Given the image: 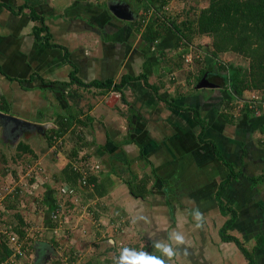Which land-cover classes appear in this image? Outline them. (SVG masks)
I'll return each mask as SVG.
<instances>
[{"label": "crops", "instance_id": "0c3cea01", "mask_svg": "<svg viewBox=\"0 0 264 264\" xmlns=\"http://www.w3.org/2000/svg\"><path fill=\"white\" fill-rule=\"evenodd\" d=\"M139 2L144 6L142 0H0V111L25 120L32 126L48 125L44 127L45 129L54 126L56 114L74 115V126L78 128V132H81L80 128L86 130L84 137L87 144L83 143L84 141L81 142L82 140L75 141L76 138H67L70 135L69 132L58 137L51 146L63 147L66 143H71L77 154L74 158L70 160L64 158L63 161V155L57 156L58 153L61 155V148L56 149L55 147L52 151L49 146L52 151L50 157L58 165L57 171L51 176L59 175L61 168L67 162L72 163L81 171V178L86 177L85 183L80 180L82 186L87 184L89 174H97L99 180L103 182L108 179L105 173H110L109 177L113 182L107 187L106 192L101 197L94 195L87 199L93 200L97 208L110 210L109 212L115 209L120 211V214L116 212L120 216L128 214L131 217V212L139 215L138 218L144 220L143 229L147 234L154 232L151 226H156L155 230L162 236L160 243L170 244L177 250V254L170 260L163 257L158 250L153 252L156 256L163 257L165 264H245L246 260L236 246L233 243L222 241L219 233L228 215L220 211L216 193L220 182L230 173L226 163L227 159L221 156L220 151L224 147V142L233 146L241 140L238 146L240 158L236 156L232 159L228 158L233 162L235 168L233 172L236 173L238 169L242 172L238 167L239 163L257 162L252 154L254 151L257 153L261 148L254 149L251 145V138L245 139V144H243V139L237 140L238 136L242 138V133L238 129L236 131L233 129L230 136H224V128L228 126L235 124V127L243 128V120L240 125L239 122L237 124L232 122L231 118L236 117V113L234 109L227 110L226 100H223L220 108L212 106L208 95L215 90L214 88H217L215 94H218L220 87L225 85L222 75L216 74V70L211 73L209 68L204 72L202 86L196 84L197 89L202 88V90L192 89L191 94L183 95L184 98L182 95L171 94L173 71L170 72L169 68L172 65L166 57L169 56L172 61H175L176 56L172 57L174 52H170L172 50L169 48H160L153 62L148 59V54H143L146 50H141L139 43L144 41V28L155 26L156 29L157 21L150 18L152 15L149 17L150 13H154L153 9L148 11L149 15L146 19L142 18V7ZM24 4L32 7L38 15L44 18L46 29L39 33V37L34 31V26L39 22L32 20L29 8L20 9ZM112 5L126 6L131 18L122 19L115 16L110 10ZM47 33L49 42L54 43L55 46L45 44L43 37ZM165 36L164 34L158 39H163ZM168 37L169 34L163 41ZM202 37L204 38L202 45L205 46L209 42L206 40L208 37ZM205 55L210 56L206 51ZM186 61L184 57L179 71H183L182 66L186 65ZM146 71L153 72L149 75ZM200 71L194 75L197 77ZM139 74H144L150 84L158 86V92L154 93L151 88L144 85L143 80L128 81L121 91L124 96L121 105L127 107V112L124 113L121 112L118 103H115L117 108L112 107L113 101L111 100L105 104L104 100L107 98L108 91L96 87L93 83L107 79H112L117 83L122 76L136 77ZM191 77L192 81L189 80ZM189 78L186 79V84L191 88L194 77L191 75ZM204 80L208 83L205 84ZM210 84L213 85L210 86ZM90 85L91 87H88ZM82 90H87L89 93L97 90L102 97L87 111L81 107ZM110 91L112 92L110 99H115L114 94L118 95L117 91L113 89ZM167 93H170L171 100L165 98L164 95ZM169 102L190 107L198 112V117L204 119L203 143L197 139L200 125L194 119V112L191 109L186 111L174 107ZM43 106L46 108L58 106L60 112L51 111V107L44 115L39 114L38 108ZM24 114H29V116ZM225 114L229 117L226 118ZM86 121L90 122L89 130L85 126L88 124ZM83 122L86 124L80 126ZM110 133L111 135H108ZM132 139H136L142 145L141 148L149 162L143 160L137 164L132 163L131 168L136 167L142 169L143 172L157 176L154 182L155 188L152 187L150 193L154 199L164 200L161 209L156 205L147 212L146 206L144 208L140 203L134 204L133 210L130 209L131 202L141 201L140 198L130 195L123 181L128 168L125 162L136 158L139 153L137 144L130 142ZM246 144L248 149L243 150L242 146ZM230 148L225 147V150ZM101 161L106 164H102ZM152 169L155 170V174L152 173ZM113 171L119 173L121 179ZM31 173L30 180L35 175L33 183L39 182L38 171L34 170ZM251 176L257 177L253 174ZM153 180L155 179L152 178V182ZM239 182L241 180L237 182L236 178L233 179L225 186L221 195L224 202L229 200L228 205L238 212L236 221L228 232L243 240L246 247L247 242L254 244L251 251L256 261L255 264H264V181L260 182L262 187L255 185L254 188L251 180L245 186ZM60 184L62 187L58 198L54 191L56 188L43 194L45 204L47 201L50 203V214L44 221L47 225L45 230L48 232L43 233L50 232L52 236L51 238L41 237L34 243L32 264H50L54 260H47L48 251L51 253L56 250L54 245L57 244L58 237H61L63 225L71 221L63 215L66 208L65 203H67L65 201L67 198L75 200L76 195L82 198L86 196V192L83 191L82 194L78 192L70 194L69 186ZM179 184L182 185L183 191L177 190L176 186ZM17 186L13 190H16ZM168 186L171 194L168 193ZM204 192L206 194L202 195L201 193ZM195 193H198L197 198ZM112 197L114 200L116 198L118 203L128 204L130 210L122 211V204L106 205L108 199L110 203H115L111 200ZM61 199H65L64 202ZM194 200L195 206L192 203ZM69 205L75 207L73 203ZM243 208H246L244 213ZM197 210L203 216L201 227L196 226L198 223L195 219ZM4 212L6 210L0 203V213L4 214ZM54 213L58 214L59 222L55 221ZM175 232L183 235V244L176 245L172 239ZM111 239L114 241V238L110 236L109 243ZM151 243L154 247L155 242L151 241ZM35 249L40 255L36 262L33 258ZM46 254L48 257H44ZM79 254L80 252H77V256ZM41 257L44 259L42 262ZM63 258L66 259L67 256ZM21 263L20 260L19 264Z\"/></svg>", "mask_w": 264, "mask_h": 264}, {"label": "rangeland", "instance_id": "374dc122", "mask_svg": "<svg viewBox=\"0 0 264 264\" xmlns=\"http://www.w3.org/2000/svg\"><path fill=\"white\" fill-rule=\"evenodd\" d=\"M207 3H208V0H170L164 6L165 7L164 9L163 8L160 9V12H162V14L167 16L169 20H173L175 21L176 24H178L180 23V21L184 19H188V20L195 19L196 14L198 13L199 9L206 6ZM151 15L152 13H150L149 17ZM153 17L154 16L152 15L150 18H153ZM154 29H155V26L154 27L149 26V27L144 28V35H143L144 41H141L139 43L141 45L140 46L141 50L142 49L146 50V53H143V54H148L149 56L148 59L151 62L154 61L155 56L159 52L160 48L161 49L169 48V50H172L170 51L172 53L173 52L176 53L180 50H183L182 48L183 44L182 45L178 44V41H177L178 37L172 32H170V30H167L168 32L166 31L165 33L166 36L167 34H169V37H168L169 41L168 39L163 41V39L166 36L163 39H158L156 37V32ZM206 40L209 41V39H206ZM203 42H204V38L202 36L195 37L193 42H191L192 46L189 49L187 48V51H185L184 57H186V59L188 58V60L186 61L187 66L183 64L184 65L182 66L183 71L182 70L173 71V74L171 75L172 84L170 85V87H172L173 89L171 94L175 93L178 96L182 95V98H184L183 95H186L187 93L191 94L192 89L194 90L197 89L196 87L197 81L195 80L196 75H194V73L195 74L199 73V71L202 68H205L206 70H209L210 68V70L213 71L212 73H214L215 70L210 66L212 59H210L209 56L205 55V51H203V49L200 50L199 47H197V44H202ZM218 58L219 59L216 61V64L213 65L215 69H217L219 65H226V67L227 66L239 67L241 71L245 67H247V60L245 58H242L231 52L222 53L220 54ZM146 72L149 75H151L152 73L150 74V72H153V71H146ZM220 73L224 74L225 72L221 70ZM220 73L217 72L216 74H220ZM191 75H193L194 81L192 83L193 87L189 88L190 86L189 87L187 86L186 79L189 78ZM221 77L223 79V76ZM190 79L192 81V77L189 78V80ZM88 87H91V85ZM222 87H220V89L218 88L220 90L218 94H215V92L217 91V88H214L215 90L211 91L210 94L208 95V97L211 99V102L213 104L212 106L214 108H220V105L221 104L223 105V100H227L229 98V92H228L227 85H222ZM200 89L202 90V88H198L197 90L199 91ZM81 94L83 98L81 101V104H82L81 107L82 109H84V111H87L90 108H92V106H94L95 103L98 102L100 98H102L97 90H94L92 93L87 92V90L85 91L82 90ZM117 94L118 95L114 94L116 96L115 99H110L111 97L109 96H112V92L108 91L107 98L104 100L105 104L106 102H109V100H111V102L113 101L112 107L117 108V104L115 103H118V106H120L121 112L123 113L127 112L126 105H121L123 101L121 99L120 92L117 91ZM169 94L170 93H167L164 95L165 98L167 97V100H171L170 99L171 97L169 96ZM253 97H256L254 103L263 104L262 108L260 107L261 110H258L260 108L259 107L257 108V105L256 107H253L252 106L253 104L251 105L249 104V106L247 107L248 109L251 108L253 111H257V113H255V115L253 116L247 115V110L245 109V107H242L243 105L242 103L232 102V104L227 105L228 111L231 109H234V112L236 113V117L234 116V118H231L232 122L233 123L236 122V124L237 122H239V125H240L241 121L243 120L242 122L243 128H240L239 126L235 127L236 126L235 124L231 125L233 128H231V126H228V128H224L225 130L224 136H230V134L233 133V129H235V131L238 129L242 133V138L238 136L237 140L243 139V144H245L246 143L245 139L251 138L252 140L251 145H253V148L256 149L259 147V142L256 140L259 139L260 136H262L258 132L257 128L260 124L264 123V92L257 91L256 93H253ZM250 99L251 98L249 97L248 100ZM215 100H218V101H215ZM199 101H200V98H199ZM251 103H252V100H251ZM225 104H227L226 101H225ZM51 107H52L51 111L60 112L58 106L56 107L51 106ZM51 107L48 106L46 108L43 106V107L38 108L39 114L43 113L44 115V113H46V111L51 109ZM24 115L27 117L29 116V114H24ZM86 122L88 124H86L85 126L87 127V130H89L90 122L89 121H86ZM80 129L82 133H86V130L84 128H80ZM25 132H31V131H24L23 133ZM94 135L96 136V132L94 133ZM101 135L103 136L102 131H101ZM108 135H111V133ZM87 136L89 135L87 134ZM12 137H14V135ZM67 138H71V136L69 135L67 136ZM254 138L255 139L257 138V139L255 140ZM16 140L17 138H13L10 143L8 142L4 144L5 146L0 145V197L3 198L1 200V203L6 198V196H9L8 194L10 193L11 189H13L17 185H20L21 182L25 184L24 185L25 188H22V191H20V195L18 197L19 210H21V212L23 213V216H25V221L27 223V225L25 226L26 233H27L26 237L30 238V240L34 239L36 243L37 239H40L41 237L47 236L46 238H51L50 236H52V233L50 232L48 234L43 233L44 231L48 232V230H45V227H47V225L44 224V221L48 219L49 214H50V211H49L50 203H48L47 201V203L45 204V202L43 201L44 192L47 191L48 193L52 189L56 188V190L54 191L56 192L57 198L61 194V187H62L61 184L53 182L54 179L51 176V174L57 171V168H58V165L56 164V162H54L55 160H52L50 157L52 154V151L54 150L55 147L56 149L61 148L62 153L61 155L60 153H58L57 156L63 155L62 158L64 161L65 159H68V160L72 159L71 152L74 151V149L71 143H66L65 145H63V147L58 146V145L50 146L52 149V151H50L51 149H49V146H46L47 145L46 140H41L39 136H33L32 139L28 140V144L29 145L31 144V146L35 148V151L39 154V157L35 159L31 157L30 155L24 153V154H21L20 157H17L16 160H13L12 158L16 157L17 155V152H16L17 142L13 143ZM100 140H103V139H100ZM240 141L241 140L237 141V144H234L233 146L232 144H230L229 146V144L224 142L223 144L224 147L222 151H220L221 152L220 154L221 156H223L224 159H227L226 161L227 164L233 165V162L229 160L228 158L232 159L233 156L234 157L236 156V158L238 157L240 158L239 150H238L239 148L238 146L241 143ZM0 142H1V139H0ZM220 146H222L221 143H220ZM225 147L226 148L231 147L230 148L231 151L230 149L225 150ZM242 147H243V150L248 149L247 144L243 145ZM259 148H262L260 149L262 151L258 150L257 153H255L254 151L252 154L253 158L257 162H254V163L244 162L243 164H240L238 162L239 163L238 167L242 170V172H240L239 169L237 170L236 181L238 182L241 180V182L239 183H241L244 186L250 182L249 177L251 176V174L257 175V178L259 177L260 180H263L264 155L262 153H264V147H259ZM233 150H238V151L235 152ZM2 155L7 158V161L3 160ZM101 163L104 164L105 162L101 161ZM5 168H10V169L6 171ZM230 168L231 166L228 167V171L230 170ZM3 170H5L6 173L3 172ZM34 170L38 171L37 178H39V182L30 183V173L31 172L33 173ZM40 170L41 172H43L42 175H40L41 173ZM109 175L110 173L108 172L105 173V176H109ZM257 180L254 183L253 188L255 187V185H259L262 187V184H261L262 181L260 183L259 182L260 180L258 181ZM168 181L170 180L168 179ZM28 182L30 184H28ZM154 186L155 184L152 187ZM176 187L178 191L179 190L183 191L181 184H179ZM167 190H168V193L171 194V190L169 186L167 187ZM208 192H209V189H208ZM201 194L204 195L206 194V192L201 193ZM194 195L197 198L198 193L197 194L195 193ZM263 195H264V192H263ZM76 197L77 198L75 200L74 198H71V199L67 198L65 201L67 203H65L66 208H65V212L63 215L71 221H69V223H65V224L63 223L64 225L62 227L61 237L57 236L59 239L56 241L57 243L55 245L56 250H54L53 252L51 251V253L48 254L50 256L47 260L50 261L51 259L60 258L61 257L60 255L68 257V252L72 250L71 247H73L75 252L76 251L80 252V254L77 256L78 259L75 261L74 264H79L81 262L85 263L88 257L90 256L92 257L98 256L100 260H103V262H105V264H106L105 260H108V258H111L113 262L111 261L110 264H116V261L118 260L121 250L125 247L135 250L136 246L141 248L145 245L150 244L151 241L155 243L157 242L160 243V237L162 236L160 235V232H157L155 230L156 226H151L152 229H154L153 233L151 234L145 233L143 229L144 220L143 221L142 219L140 220L138 218L139 215L133 214V212H131L132 213L131 217H129L128 214H125V215L121 214L120 216L118 215L120 214V211H116V209L115 211H113L114 210L113 209L112 210L113 212H109L110 210H105V209L95 207V202L93 200L82 198L81 196H78V195H76ZM183 198H185V196H183ZM178 199L179 201H181L180 197H178ZM61 200L62 202H64L63 200L65 199H61ZM111 200H114V197H112ZM225 201L227 204H229V200H225ZM114 202L115 203H110L108 199V201H106V205L114 206L115 204H120V205L122 204L123 209L122 207L121 209L122 211L126 212V210H130V209L133 210L132 207H134V204L140 203L141 205H143L144 208L146 206L147 212H148L151 209V207L153 206L155 207L156 205H158L160 209L161 207L163 208L164 200L162 198L154 199V196H152V194L150 193L146 196L145 199H141V201H135V203L131 202V204L133 205L131 206L130 204V209L128 207V204H126L125 202L118 203L116 201V198ZM72 203L75 205V207L69 205ZM189 203L191 204V202ZM192 203L195 206V200ZM179 206H182V205L179 204ZM245 211H246V208H243V213ZM116 212H119V213L117 214ZM95 214H98V215L95 216ZM1 218L2 219L5 218L7 219V221L9 220L14 221L15 219L13 217L12 211H9V210L4 212V214L2 213ZM110 236L111 238L113 237L115 241V243L113 242L114 250L110 249V247H112L113 245L109 246L112 243V242L109 243V240H108ZM164 243L165 242H162V244ZM246 245L250 251L254 247V244H252L251 242H247ZM57 251L60 255L57 253ZM154 251L155 252L157 251L155 247L151 249V252H154ZM31 257L32 255L29 257H26L25 255H23L21 257V261H24L25 259L31 260ZM46 257L48 256L46 255ZM42 261H44L43 258L41 259V262Z\"/></svg>", "mask_w": 264, "mask_h": 264}, {"label": "trees", "instance_id": "16d2710c", "mask_svg": "<svg viewBox=\"0 0 264 264\" xmlns=\"http://www.w3.org/2000/svg\"><path fill=\"white\" fill-rule=\"evenodd\" d=\"M169 0H142L144 6L140 3L142 7V18L147 17L148 11L153 9L152 15L154 16L152 19L157 21L156 26V37H163L167 30H171L173 34L178 37V44H183V50H180L176 53L172 54L176 56L175 61H172V58L169 56L166 57L168 62L171 63L169 70L170 72L181 69L182 61L184 59V53L192 46V43L195 37L199 36H207L209 39L208 44L202 45L197 44L199 49H204L211 57L212 62L210 66L216 70V72L220 73V71H224L223 76L225 85H227L229 98L226 100L227 105L232 104V102L242 103V107H245L247 110V115L253 116L257 111H253L251 108H247L249 104H253V107L257 108L263 106L261 103H250L248 100L249 97L256 93L257 91L264 92V0H208L206 6L199 9L196 14L195 19L188 20L184 19L180 21V23L176 24L175 21L169 20L167 16L160 12V8L167 4ZM24 7L29 8L30 17L32 20H37L39 22L38 25L34 26L35 35L39 37V33L46 29L44 25V18L30 6L24 4L20 9ZM141 22V20H139ZM45 44L47 46H55L54 43L49 42V34L47 33L45 37ZM231 52L236 54L242 58L247 60V67H245L242 71L239 67L235 66H227L219 65L217 69L214 68V64L216 60L222 53ZM165 58V54H163ZM173 58V60H174ZM169 72V75H170ZM206 72L205 68H202L200 74L196 77L197 83L202 86L203 84V74ZM213 71H211L212 73ZM140 79L143 80L144 85L148 88H151L154 93L158 92V86L152 85L148 82L147 77L144 74H139L136 77L134 76H125L120 79L119 82H113L112 79H107L104 81H95L93 82L96 87H101L106 89L107 91L113 89L115 91H119L121 94V99L124 100V96L122 91L123 85H125L128 81ZM213 84H210L212 86ZM225 87V86H224ZM157 95V94H156ZM170 105L174 107H179L184 110H190V107H183L180 105H176L174 102H169ZM258 109V110H261ZM244 109V110H245ZM194 112V119L198 125H200V131L197 134V139L199 142H204V130H205V121L201 117H198V112L196 110L191 109ZM225 117H229L228 114H225ZM74 115L72 114H56L54 118V126L52 128H43L42 132L37 131L41 140H46L47 145H53V142L56 141L58 137H62L66 133H70L71 138H76L75 141H81L87 144L85 140L84 133L78 132V128L74 126ZM80 122V121H79ZM79 124V123H78ZM83 122L81 125H85ZM80 125V126H81ZM9 127V126H8ZM8 127L0 126V135L2 132H5ZM258 132L262 135L258 139L259 147H264V123L260 124L257 128ZM13 131H20L23 133L26 131L25 129H16ZM27 134V132H25ZM25 134L24 137L27 135ZM80 137H84L83 139ZM11 142V141H10ZM16 144V157H13V160H16L17 157H20L21 154H28L33 158H38L39 154L35 151V148L29 145L27 141L22 138L14 141ZM130 142H134L139 147V153L136 158L129 159L125 162L127 168V175L123 179L124 183L128 187L129 193L134 198L145 199L148 194H150V190L156 181V175H151L146 173L145 171H141L136 167H132V163H139V161L149 162L145 156V153L142 150V145L136 140L132 139ZM262 149V148H261ZM77 152L74 150L71 152V157L74 158ZM4 161H7V158L2 155ZM230 168V173L227 175L225 179H223L218 187V191L216 193V200L218 203V207L222 213H226L228 218L223 223L221 228L219 229L220 237L222 241L233 243L236 248L240 251L243 257L246 260L245 264H255V258L249 249L244 244V241L239 239L238 237L230 234L228 231L235 223L238 212L237 210L226 204L224 200L221 198L223 190L225 186L230 183L233 179L236 178V173L233 172L235 170L234 165L227 164ZM10 168H5L8 171ZM3 170V172H5ZM114 173H117L113 171ZM6 173V172H5ZM152 173L155 174V170L152 169ZM119 176V173L115 174ZM35 175L31 177L30 183H33V178ZM108 179L101 182L99 180V176L97 174H89L87 177V184L82 186L81 183V171L75 166L67 162L61 168L60 174L53 177L54 182L62 183L69 186L70 194L86 192L85 198H89L91 196L97 195L101 197L105 192L107 187L112 185L113 180L109 176H106ZM250 180L256 182V180H260L258 177L250 176ZM152 178L153 180L152 182ZM35 179V178H34ZM121 179V177H120ZM257 180V181H258ZM263 180H264V172H263ZM260 180L259 182L263 181ZM29 183V184H30ZM22 186H17L16 190L11 191L6 198L2 202V207L6 211H12L13 220L7 221L5 218H1L0 213V264L9 260L10 257L15 254L14 257L15 262L12 264H19L21 257L25 255L29 257L32 255L35 240L27 238L26 233V221L25 216L21 210H19L18 197L20 195V191H22ZM3 198L0 197V203ZM16 220V221H15ZM57 222V220H55ZM14 234L17 237L16 245L19 244V248L21 249L20 253L16 251V245L12 246L9 243V236ZM27 240H26V239ZM110 244L109 246H112ZM55 247V245H54ZM114 245L110 247V249L114 250ZM153 248V244L150 243L141 248L136 246V251H146L151 254V249ZM69 256L64 259L61 255L60 258L54 259L50 264H74L77 258V252L73 249L68 252ZM155 255V254H154ZM26 260V259H25ZM21 261V264H32V261L27 259L26 261ZM106 264H110L113 260L108 258L105 260ZM79 264H105L103 260H100L98 256H90L86 260L85 263Z\"/></svg>", "mask_w": 264, "mask_h": 264}, {"label": "clouds", "instance_id": "9594fccd", "mask_svg": "<svg viewBox=\"0 0 264 264\" xmlns=\"http://www.w3.org/2000/svg\"><path fill=\"white\" fill-rule=\"evenodd\" d=\"M166 5V4H165ZM195 219L198 221L197 227L202 226L203 216L199 210L195 213ZM172 239H174L176 245L184 243V237L178 232L173 233ZM156 250L162 253L163 257H167L169 260L177 254V250L170 244L155 243ZM185 254H187L185 250ZM116 264H165V261L161 256L150 254L146 251H136L130 248H123L120 252Z\"/></svg>", "mask_w": 264, "mask_h": 264}, {"label": "water", "instance_id": "95a60500", "mask_svg": "<svg viewBox=\"0 0 264 264\" xmlns=\"http://www.w3.org/2000/svg\"><path fill=\"white\" fill-rule=\"evenodd\" d=\"M110 10L113 12V14L119 18L122 19H130L131 15H130V11L128 10V8L125 7H121V6H117V5H112L110 6ZM204 83L207 84L208 82L204 80ZM0 126L1 127H8L10 126L11 128H13V130L16 129H25L26 131H31V129L35 128L37 131H42L44 127H47L48 125H38V126H32L31 123L22 120L16 116H12L10 114H6L0 111ZM111 242L113 243L114 241L111 239ZM48 253L50 254V252L48 251ZM50 256V255H49ZM40 255L38 254L37 250H34V261H38L39 260ZM42 259V257L40 258V260ZM47 261V260H46Z\"/></svg>", "mask_w": 264, "mask_h": 264}, {"label": "flooded vegetation", "instance_id": "af4514ba", "mask_svg": "<svg viewBox=\"0 0 264 264\" xmlns=\"http://www.w3.org/2000/svg\"><path fill=\"white\" fill-rule=\"evenodd\" d=\"M6 129L7 130L5 132H2L1 135H0V139H1L0 145H4V144H6L8 142L10 143V141H12L13 138H17V140H18V139L23 137V138H25L24 139L25 141H28L29 139H32L33 136H39L38 134H36L37 130L35 128L31 129V132H33V133L27 132V134L26 133H22L21 131H20V133H18V131H13V130H11L10 126L8 128H6ZM25 134L27 135L26 137H24ZM13 135H14V137H12ZM44 257H46V256H44Z\"/></svg>", "mask_w": 264, "mask_h": 264}, {"label": "built area", "instance_id": "2783aa9c", "mask_svg": "<svg viewBox=\"0 0 264 264\" xmlns=\"http://www.w3.org/2000/svg\"><path fill=\"white\" fill-rule=\"evenodd\" d=\"M164 6H165V5H164ZM164 6L162 7L163 9L165 8ZM187 60H188V58H187ZM255 98H256V97H253V95H252L250 101L252 100V103H253V102L255 101ZM250 103H251V102H250ZM28 174H29V173H28ZM30 176H31V175H30ZM81 180H82L83 183H85V182H86V177H83V176H82ZM28 184H29V182H28ZM24 185H25V184H23V183L21 182L20 186L24 187ZM24 188H25V187H24ZM12 190H13V189H11L10 192H11ZM53 217L56 218V220H58V222H59V217H58V214H57V213H54V214H53ZM8 236H9V243H10L12 246H15V245H16V241H17V237H16L14 234H11V235H8ZM15 248H16L17 253H20L21 249L19 248V244L16 245ZM15 256H16V255L13 254V255L10 257L9 260H6L5 262H2L1 264H12V263H14V262H15V259H14Z\"/></svg>", "mask_w": 264, "mask_h": 264}]
</instances>
